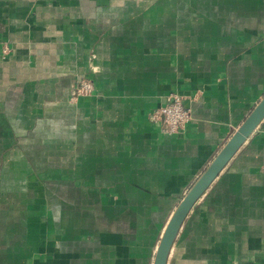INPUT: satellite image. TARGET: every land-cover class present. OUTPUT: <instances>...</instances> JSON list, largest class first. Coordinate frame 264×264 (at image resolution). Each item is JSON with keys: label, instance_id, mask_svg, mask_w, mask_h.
Instances as JSON below:
<instances>
[{"label": "crops", "instance_id": "0c3cea01", "mask_svg": "<svg viewBox=\"0 0 264 264\" xmlns=\"http://www.w3.org/2000/svg\"><path fill=\"white\" fill-rule=\"evenodd\" d=\"M172 92L192 120L169 136ZM263 97L264 0H0V264H153ZM167 264H264V120Z\"/></svg>", "mask_w": 264, "mask_h": 264}, {"label": "water", "instance_id": "95a60500", "mask_svg": "<svg viewBox=\"0 0 264 264\" xmlns=\"http://www.w3.org/2000/svg\"><path fill=\"white\" fill-rule=\"evenodd\" d=\"M264 120V97L251 111L248 117L235 131L230 140L218 153L212 163L198 178L188 193L180 201L177 209L169 220L156 250L153 264H167L171 249L177 239L180 229L188 214L197 201L206 193L214 180L226 167L228 162L240 150L243 144L252 136Z\"/></svg>", "mask_w": 264, "mask_h": 264}, {"label": "built area", "instance_id": "2783aa9c", "mask_svg": "<svg viewBox=\"0 0 264 264\" xmlns=\"http://www.w3.org/2000/svg\"><path fill=\"white\" fill-rule=\"evenodd\" d=\"M7 52L8 48L5 46L4 53ZM94 91L95 86L92 80L82 78L74 90L73 99L90 97L94 94ZM149 119L160 124L165 134L174 136L185 131L192 120V111L185 105V98L182 95L172 92L169 94L166 104L149 114Z\"/></svg>", "mask_w": 264, "mask_h": 264}]
</instances>
